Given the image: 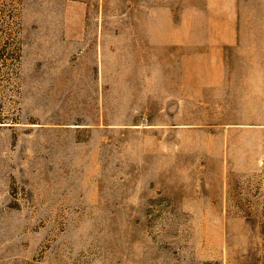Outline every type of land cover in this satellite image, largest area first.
Wrapping results in <instances>:
<instances>
[{"label": "rangeland", "instance_id": "rangeland-1", "mask_svg": "<svg viewBox=\"0 0 264 264\" xmlns=\"http://www.w3.org/2000/svg\"><path fill=\"white\" fill-rule=\"evenodd\" d=\"M0 264H264V0H0Z\"/></svg>", "mask_w": 264, "mask_h": 264}]
</instances>
